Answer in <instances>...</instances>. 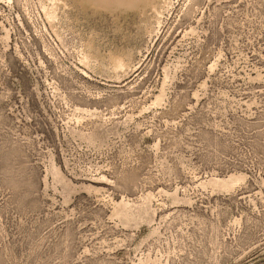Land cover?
Masks as SVG:
<instances>
[{
  "label": "rangeland",
  "instance_id": "1",
  "mask_svg": "<svg viewBox=\"0 0 264 264\" xmlns=\"http://www.w3.org/2000/svg\"><path fill=\"white\" fill-rule=\"evenodd\" d=\"M0 264H264V0H0Z\"/></svg>",
  "mask_w": 264,
  "mask_h": 264
},
{
  "label": "bare ground",
  "instance_id": "2",
  "mask_svg": "<svg viewBox=\"0 0 264 264\" xmlns=\"http://www.w3.org/2000/svg\"><path fill=\"white\" fill-rule=\"evenodd\" d=\"M149 1L150 0H96V2L100 5H102V4H111L112 5L113 4V6L117 5V6H122L124 8H133L137 5H142V4L147 5V4H149ZM88 2H89V0H88Z\"/></svg>",
  "mask_w": 264,
  "mask_h": 264
}]
</instances>
